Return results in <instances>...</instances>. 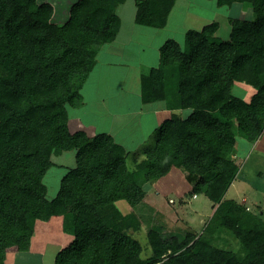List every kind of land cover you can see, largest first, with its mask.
<instances>
[{
  "label": "trees",
  "instance_id": "1",
  "mask_svg": "<svg viewBox=\"0 0 264 264\" xmlns=\"http://www.w3.org/2000/svg\"><path fill=\"white\" fill-rule=\"evenodd\" d=\"M57 1L0 0V65L12 75L0 76V264L10 250L30 248L38 218L58 220L69 205L75 222H65L64 232L44 242L66 247L58 264H134L142 247L124 229L152 218L143 202L146 184L167 176L179 157L187 194L204 195L215 211L202 234L190 232L183 240L152 229L147 264H264V220L226 198L241 168L232 155L237 140L255 144L264 134V0H213L220 7L241 3L256 16L231 18L228 40L217 36L220 22L214 20L189 30L185 48L176 40L161 47L159 65L143 72V101H163L173 89L193 115L165 120L157 144L141 149L145 159L132 169L113 136L72 132L67 109L83 106L82 89L101 47L117 38V10L127 0H71L59 22ZM175 1L136 0V21L165 27ZM235 80L257 88L250 102L233 94ZM73 150L76 168L63 177L54 200L41 205L43 177L55 166L51 157ZM23 157L33 159L36 182L18 185L12 168ZM204 164L209 176L198 174ZM119 200L134 209L122 213ZM218 229L236 236L238 252L212 243Z\"/></svg>",
  "mask_w": 264,
  "mask_h": 264
},
{
  "label": "rangeland",
  "instance_id": "2",
  "mask_svg": "<svg viewBox=\"0 0 264 264\" xmlns=\"http://www.w3.org/2000/svg\"><path fill=\"white\" fill-rule=\"evenodd\" d=\"M70 1L71 0L57 1L56 21L59 22L66 19L64 17H67L68 15L67 6L70 4ZM128 1L129 7H132L131 2L134 0ZM204 1L207 4L202 2V0H178L174 13L170 20H168V27L157 28L138 23L139 25H136V27H138V38H143V34L146 35L150 33H155L157 36L155 45L148 47L140 60H144L146 65L155 63L154 66H158L161 46L169 41L167 40L169 38L168 36H171L173 38L172 40H176L183 48H185L187 29L199 30V28L207 22L208 18H211L209 23L214 20L220 22V29L217 36L223 40H228L233 30L230 21L231 18H256V16L252 15L253 9H243L241 3L222 7L219 6L220 8L216 9V1ZM189 9H191V11ZM189 11L196 13L199 16L194 18L195 16L192 17ZM164 39L167 40L166 42L164 41L165 43L163 42ZM157 48H159L158 51L156 50ZM240 54L241 52H238L236 55L239 56ZM116 60L117 55L115 50H113V45H103L97 56V63L83 88L85 99L86 101L88 100L86 105H89L90 103L95 104V102H98L100 99L106 103V106L111 112L116 110L130 111L131 108L137 107L138 103L136 97L140 94L141 84L138 83L137 80V83H132V85L126 82L123 89L115 88V84L118 82L119 77L123 75L120 73V70L122 69L121 63H116ZM0 76L7 78L12 77V75L1 65ZM133 79H135L134 75ZM232 90L234 95L247 102H250L251 98L257 92L255 86L239 80L234 81ZM163 103L164 104L161 106L169 111L171 114L170 117H172V115H178L182 119H189L191 115H193L191 110H184L182 108V103L179 100L176 91L173 89L169 90ZM99 104H101L100 101ZM83 106L73 108L67 105L69 123L72 132H75L79 128L84 129L80 117H82L83 121L86 123V119L84 118L86 114L84 113H88L89 108L87 106L83 108ZM119 107L121 108L120 110ZM106 120H108V116L105 121ZM150 122H153L155 125L153 119L150 120ZM101 125L105 126L106 123L101 122ZM152 128L145 132L146 139L144 138L145 141L138 148V151L145 146H154L157 144V135L159 133L157 132L158 128L155 130H152ZM87 131L88 136L91 137V135H94L89 129H87ZM98 135L95 134V136ZM258 141H262L260 143V149H258L259 147L256 148V143L252 145L240 141L236 143L237 148H235L232 155L241 168L238 177L229 188L228 196H226V198L235 199L239 204L244 205L250 212L258 215V217H261L264 220V134ZM126 144L129 146L130 142ZM123 151L126 153L125 157L128 168L132 169L137 167L139 163L145 159V155L140 151L138 154L131 152L130 156L125 147H123ZM77 153V150H73L64 152L59 156L53 155L51 157L55 166L48 171L45 177H43L42 181L45 185L46 192L44 199L40 202L41 205L44 204L45 199L52 202L57 196L63 177L69 173L70 169H74L77 166ZM259 158L260 164L262 165H259V162H257ZM182 163V158H177L173 170L166 177L146 184V195L144 196L143 202L146 204V207L152 208L151 210L146 209L147 214H151L152 218L146 219L142 217L143 219H139L136 227L131 226L124 229V233L128 237L130 236L131 238L138 240L142 247L141 254L134 264H147L149 260L152 259L154 251L150 241V232L152 229H159L165 235H175L183 240L190 232L196 235L202 234L211 215L215 211L216 206H214L213 203L203 205L205 201L203 195L193 197L187 194L190 185L184 177V172L180 169L179 165ZM35 169L36 166L33 159L30 157H23L14 164L12 173L15 175L16 180H18V185H20L21 180L26 182H29L30 180L35 181ZM210 173H212V171L210 170L209 165L204 164L202 168L198 169L199 175L209 176ZM17 198H19V196H17ZM116 205L124 214L130 213L134 209L125 200L117 201ZM134 213L140 215L138 209L135 210ZM57 218L59 219L56 220L55 217H52V221H45L42 220V218H38L36 225L39 228H36L30 233V248L21 250L14 248L13 250H10L5 264H58V256L66 247L64 245L58 246V242L48 244H45L44 242L47 240H55L59 236L60 231L64 232L65 222H68L69 224L75 222L76 213L74 207L72 205L67 206ZM55 223L58 224L55 227L56 229L52 228ZM44 224L50 226H45L46 228H44ZM57 228H59V230H57ZM19 233L22 234L24 232L19 231ZM212 243L220 249L231 250L233 252H238L241 247L236 236L226 229H218L212 237ZM102 245L103 244H100L98 246L102 247Z\"/></svg>",
  "mask_w": 264,
  "mask_h": 264
},
{
  "label": "crops",
  "instance_id": "3",
  "mask_svg": "<svg viewBox=\"0 0 264 264\" xmlns=\"http://www.w3.org/2000/svg\"><path fill=\"white\" fill-rule=\"evenodd\" d=\"M128 2L129 1L127 0L124 4L120 5L117 10V13L121 18V28H120L119 34L117 38L115 39V41L108 43V44L113 45V50H115L116 55H117L116 63H121V66H122L120 73H122L123 75L119 77L118 82L115 84L116 86L115 88L123 89L125 87L124 85L126 82L132 85V83H137V80H138V83L141 84L140 94L137 95L136 97V101L138 103L137 107L131 108L130 111L120 110L121 108L119 107L120 111L116 110L114 112H111L110 109L106 106V103L101 101L100 99L98 100V102H95V104L90 103L89 105H86L88 100L86 101L84 91L82 89V93L84 96L83 97L84 98L83 108L87 106L89 108V112L84 113L86 114L84 117L86 119V123L83 121L82 117H80L81 118L80 120L83 122L82 126L84 127V130L87 132V134H88L87 129H89L94 134L91 136H95V134L97 135L98 134H109L113 136L117 143H119L120 145L126 148V151L128 152L130 156L131 152L138 153L139 151H141V149L138 151V148L144 143L146 139L145 132L150 130L152 126L154 125L153 122L152 123L150 122V120L153 119L155 121V125L152 128V130L153 129L155 130L159 128L160 125L165 120L169 119L171 114L169 113V111L165 110V108H162L161 105L164 104L163 101H159L156 103H145L143 101V97H144L143 72L145 69L155 67L154 66L155 63L146 65L145 64L146 62L140 59L143 53L146 52L148 47H152L155 45L157 41V36L155 35V33H150L146 35L143 34V38L137 37L138 27H136V25H139V24L136 21V15H137L136 1L134 0L131 2L132 7H129ZM177 2L178 0L175 1L174 7L172 8V11L169 15L168 20H170V18L172 17L174 13V9L177 5ZM202 2H205V1L202 0ZM205 4L207 3L205 2ZM215 8L217 9L220 7L216 5ZM189 10L191 11V9ZM190 11L189 13L192 15V17L195 16L194 18H196L199 16L198 14L192 13ZM210 19L211 18H208L207 22L203 24V26L199 28V30L202 29L207 23H209ZM168 24L165 27H168ZM187 30L189 31L191 29H187ZM168 37L169 38L167 40L173 39L171 36H168ZM167 40L164 39L163 42L164 41L166 42ZM158 49L159 48H157L156 50L158 51ZM108 63L110 62L108 61ZM133 75L135 79H133ZM99 101L101 102V104H99ZM107 116H108V120L105 121ZM101 122L106 123V125L105 126L101 125ZM239 141L252 145L251 143L247 142L246 140L242 138H239L237 140V142ZM129 142H130V145L127 146L126 143H129ZM261 142L262 141H258L256 143L257 144L256 148L258 147H259L258 149L261 148L260 146ZM257 162H259V165H262L260 164V158ZM226 196H228V192ZM203 197L205 200L203 205L212 203L204 195ZM58 246H63V245L59 244Z\"/></svg>",
  "mask_w": 264,
  "mask_h": 264
}]
</instances>
